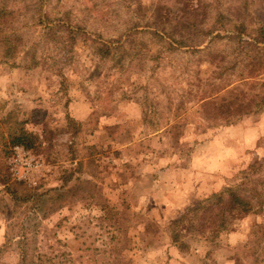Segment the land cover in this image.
<instances>
[{"label": "rangeland", "instance_id": "374dc122", "mask_svg": "<svg viewBox=\"0 0 264 264\" xmlns=\"http://www.w3.org/2000/svg\"><path fill=\"white\" fill-rule=\"evenodd\" d=\"M166 1H6L11 13L0 24V248H10L1 263L19 264L13 244L24 225L30 238L37 236L32 247L65 253L67 264H203L208 250L216 264H264V240L251 236L253 225L264 223V206L258 216L235 223L216 247L186 239L189 251L182 253L171 245L173 221L264 165V110L227 127L211 118L230 90L202 84L191 93L186 75L171 69L192 66V76L199 57L164 54L151 36L172 31V23H158L156 16ZM237 1L248 5L249 31L264 27V0ZM63 27L77 28L73 44ZM5 38L22 46L5 47ZM216 48L223 52L227 44ZM256 75L239 88L241 97L260 94L264 76ZM185 92L191 97L183 100ZM208 96L214 103H198ZM68 119L81 126H67ZM16 120L37 137L27 150L41 165L31 175L36 187L17 182L11 172L14 147L6 137ZM9 189L42 196V202L17 210ZM10 232L15 238L8 243Z\"/></svg>", "mask_w": 264, "mask_h": 264}, {"label": "trees", "instance_id": "16d2710c", "mask_svg": "<svg viewBox=\"0 0 264 264\" xmlns=\"http://www.w3.org/2000/svg\"><path fill=\"white\" fill-rule=\"evenodd\" d=\"M6 1L8 0H0V24L7 23L5 21L6 14L11 13L6 7ZM44 1L39 0V3L43 5ZM208 1L210 3L203 0H167L158 10L159 13L156 11V16L159 18L158 23H167L168 25L172 23V31L169 33L162 29L154 30L151 31V36L158 39L163 50L161 52L164 54L165 52L185 54V51H189L199 57L197 63L194 64L195 69L192 76V66L188 68V65L181 64L179 67L177 65L171 67L174 73L179 71V76L186 75V87L189 92L192 93L194 87L199 89L202 84L215 86L216 92L230 90L229 95L231 96L222 99L221 104L217 105L211 117L221 122L222 126L227 127L236 124L242 116L264 110V82L258 84L261 88L260 94L245 93L242 97L239 94L241 93L239 88L247 86L250 80L256 78V74L264 76V27L249 31L245 24L248 19V5L244 1L234 0L236 3L223 0ZM220 1L229 5L224 7L225 4ZM172 2L175 3L174 8L169 6V4H173ZM38 21L44 23L41 15H39ZM14 22L15 19H12L8 23ZM210 22L212 24L209 27ZM222 23L232 24L226 27ZM63 29L71 41L70 44H73L75 35L78 33L77 28L63 27ZM13 35L15 34L13 33ZM14 39L15 41H13ZM14 39L5 38L1 44L5 47H21L20 41L17 38ZM223 42H226L227 48L220 52L221 50L216 48V43L222 44ZM120 45L119 49L122 48ZM103 50L107 52V47L101 44V49L98 52L104 54ZM29 53L31 52H26L25 55H29ZM105 54L107 55V53ZM161 54L157 53L156 56L160 58ZM122 59L120 57L117 62L122 63ZM31 60L36 66L37 62L33 58V54ZM200 63L207 64L206 69L201 70L199 68ZM181 90L185 91L183 88ZM185 93L180 97L183 100L186 99V95L191 97L189 93ZM212 99L213 96H208L197 101L200 104L210 100L214 103ZM200 109H202V105ZM5 122H8V119ZM14 125L15 128H10L7 131L6 144L10 147L32 150L37 142L36 135L23 130V122L16 120ZM79 125L71 119L67 121L69 127ZM263 169L264 165L258 166L257 169L255 167L254 170L251 169L255 172L254 175V172L249 171L251 174H244L241 183L234 187L224 188L221 192L209 196L198 206L189 209L180 218L173 221L167 229L171 245L182 253L189 251V244L185 241L186 239H196L195 241H203L211 247H216L223 234L233 231L232 226L235 223L249 216L255 217L261 214L264 206V176L258 174ZM254 176L256 177L253 179ZM9 190L17 210L25 204L39 205L42 202V196L29 193L16 195L13 189ZM34 197H37V200L33 199ZM14 228L16 229V226L11 225L10 231ZM255 233L264 240V223L253 225L251 236H256ZM10 234L11 236L8 233L6 236L8 243L13 242L15 238V235L11 232ZM17 234L16 237L19 239L13 245L17 246L19 264L68 263L65 253L56 255L54 249L42 253L35 245L32 247L31 244H35L37 236L30 238L24 225L20 231H17ZM260 242L256 241L257 244ZM9 246V244H5L2 249L0 248V256L10 248ZM210 256L211 250H208L202 263L216 264ZM0 264L3 263L0 262Z\"/></svg>", "mask_w": 264, "mask_h": 264}, {"label": "built area", "instance_id": "2783aa9c", "mask_svg": "<svg viewBox=\"0 0 264 264\" xmlns=\"http://www.w3.org/2000/svg\"><path fill=\"white\" fill-rule=\"evenodd\" d=\"M11 172L17 182L25 183L31 186H37L34 176L31 175L40 170L41 165L38 164L31 156L30 152L22 147H14L12 149ZM23 159L28 162L24 163Z\"/></svg>", "mask_w": 264, "mask_h": 264}]
</instances>
